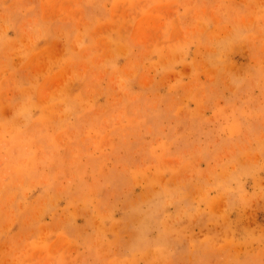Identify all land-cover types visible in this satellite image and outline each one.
Here are the masks:
<instances>
[{
	"label": "rangeland",
	"instance_id": "rangeland-1",
	"mask_svg": "<svg viewBox=\"0 0 264 264\" xmlns=\"http://www.w3.org/2000/svg\"><path fill=\"white\" fill-rule=\"evenodd\" d=\"M0 264H264V0H0Z\"/></svg>",
	"mask_w": 264,
	"mask_h": 264
}]
</instances>
